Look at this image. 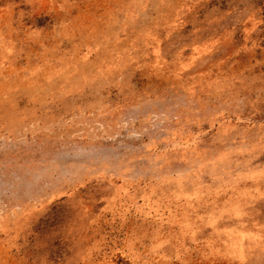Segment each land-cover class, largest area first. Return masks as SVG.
I'll use <instances>...</instances> for the list:
<instances>
[{"label": "rangeland", "instance_id": "374dc122", "mask_svg": "<svg viewBox=\"0 0 264 264\" xmlns=\"http://www.w3.org/2000/svg\"><path fill=\"white\" fill-rule=\"evenodd\" d=\"M0 264H264V0H0Z\"/></svg>", "mask_w": 264, "mask_h": 264}]
</instances>
